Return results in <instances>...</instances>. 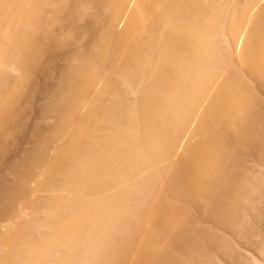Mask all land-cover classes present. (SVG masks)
Segmentation results:
<instances>
[{"label": "bare ground", "instance_id": "6f19581e", "mask_svg": "<svg viewBox=\"0 0 264 264\" xmlns=\"http://www.w3.org/2000/svg\"><path fill=\"white\" fill-rule=\"evenodd\" d=\"M0 264H264V0H0Z\"/></svg>", "mask_w": 264, "mask_h": 264}]
</instances>
